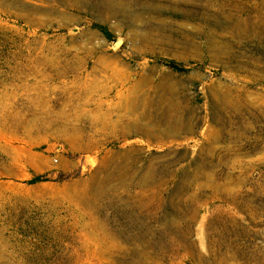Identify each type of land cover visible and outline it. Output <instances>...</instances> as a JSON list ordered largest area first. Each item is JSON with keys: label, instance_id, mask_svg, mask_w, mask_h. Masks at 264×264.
Masks as SVG:
<instances>
[{"label": "rangeland", "instance_id": "obj_1", "mask_svg": "<svg viewBox=\"0 0 264 264\" xmlns=\"http://www.w3.org/2000/svg\"><path fill=\"white\" fill-rule=\"evenodd\" d=\"M0 264H264V0H0Z\"/></svg>", "mask_w": 264, "mask_h": 264}]
</instances>
